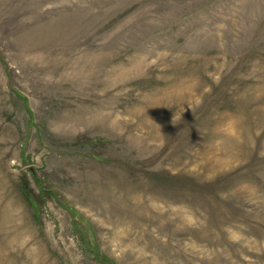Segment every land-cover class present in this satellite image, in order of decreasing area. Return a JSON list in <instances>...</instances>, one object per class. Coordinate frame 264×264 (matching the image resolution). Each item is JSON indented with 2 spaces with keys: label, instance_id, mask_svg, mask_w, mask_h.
I'll return each instance as SVG.
<instances>
[{
  "label": "rangeland",
  "instance_id": "374dc122",
  "mask_svg": "<svg viewBox=\"0 0 264 264\" xmlns=\"http://www.w3.org/2000/svg\"><path fill=\"white\" fill-rule=\"evenodd\" d=\"M0 264H264V0H0Z\"/></svg>",
  "mask_w": 264,
  "mask_h": 264
}]
</instances>
